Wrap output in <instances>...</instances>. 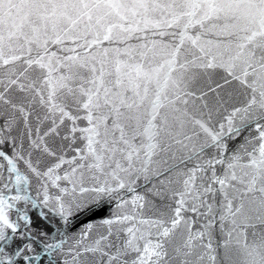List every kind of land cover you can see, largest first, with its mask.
Masks as SVG:
<instances>
[{
    "label": "snow or ice",
    "instance_id": "6c2138e0",
    "mask_svg": "<svg viewBox=\"0 0 264 264\" xmlns=\"http://www.w3.org/2000/svg\"><path fill=\"white\" fill-rule=\"evenodd\" d=\"M0 264H264V0H0Z\"/></svg>",
    "mask_w": 264,
    "mask_h": 264
}]
</instances>
